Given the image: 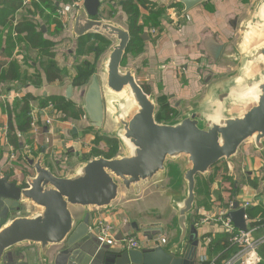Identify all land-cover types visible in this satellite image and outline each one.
Here are the masks:
<instances>
[{"label":"water","instance_id":"water-1","mask_svg":"<svg viewBox=\"0 0 264 264\" xmlns=\"http://www.w3.org/2000/svg\"><path fill=\"white\" fill-rule=\"evenodd\" d=\"M176 1L188 11L202 0ZM99 7V0H82L68 22L70 38L108 42L75 96L85 127L115 141L116 151L110 158L70 159L57 176L47 166L46 146L37 157L20 146L31 174L23 173L20 184L0 174V264H58L77 251L94 257L93 264H196V178L209 183L210 169L224 162L236 185L242 147L245 156L264 161V0H249L227 17L229 42L204 44L203 58L220 73H203L205 87L195 98L169 100L176 115L161 121L154 92H145L136 70L122 64L128 26L121 17L101 18ZM118 209L148 246L108 248L90 234L91 213ZM245 215L236 201L227 213L243 231Z\"/></svg>","mask_w":264,"mask_h":264},{"label":"crops","instance_id":"crops-1","mask_svg":"<svg viewBox=\"0 0 264 264\" xmlns=\"http://www.w3.org/2000/svg\"><path fill=\"white\" fill-rule=\"evenodd\" d=\"M6 1L0 0V12H4ZM49 1L52 0H23L21 7L9 15L4 25H0V65L2 66L0 73L6 72L12 62L18 71V79L11 82L0 81V174L9 175L18 184L21 183L23 173L31 174V170L21 159V148L37 157L46 146L47 166L57 176L62 175V166L67 165L68 160L97 156L90 154V139L97 131L85 127L84 114L75 96L77 88L86 81L80 85L73 82L77 73L74 69L77 67L78 59L83 55L78 57L73 49L65 50L67 43L73 48H78L81 38L86 37L74 40L68 36V22L82 0L53 1L51 3L54 6L53 10ZM148 2L153 4L154 10L161 11L160 18L153 24H146L150 14L148 5L138 6V24L145 25L141 37L144 33H147L148 37L146 40L142 39L141 53L128 56L126 59L124 57L122 64L130 65L136 70L137 82L148 89L147 93L153 91L158 103L160 98H165L166 105L169 100L193 99L204 90L203 73H220L213 63L203 58L204 44L210 38H215L218 42H229L232 36L227 26V17L243 12L249 0H202L188 11H184L183 5L176 0H148ZM122 4L123 0H100L99 16L108 20L121 17L123 23L127 25L126 15L120 8ZM27 21L35 26L43 41L50 43L51 46L46 50L54 54L52 58L43 50L30 45L24 33L21 35L16 33L17 25ZM6 49L8 54H5ZM89 63L93 71L95 62ZM68 64L71 70L67 68ZM51 65H54L61 74V81L47 82L46 71ZM70 85L72 94L67 98L66 90ZM27 95L33 98L28 104V117L31 123V113L37 129H32L29 125L27 133L18 134V147L14 148L8 142V109ZM49 99H57L60 104H71L79 111L78 116L62 120L56 112H52L54 122L50 126L46 125L41 110L51 102ZM172 110L174 114L168 120L176 115V111ZM77 137L83 140L79 151L61 146V143H68ZM245 149L246 147L241 148L242 165L236 185L230 168L224 162L218 163L222 166H219L220 171L217 173L210 169L209 183L198 176L201 182L208 186V192L206 196L197 194V213L192 222L198 234L196 264L200 263L202 257L216 264L223 260L218 261L224 251L220 248L215 249L211 245L214 238L210 235L221 230L213 219L221 211L228 213L235 201L239 208H242L243 203H249L244 209L247 228L256 227L257 237L262 234L259 233L261 225L251 227L250 224L264 215L263 211L261 212L264 208V161L245 156ZM215 174L217 176L213 181ZM228 186L230 193L226 192ZM205 217L209 218V222L197 225ZM99 220L110 223L113 227V236L109 240H103L99 234L94 233L98 228ZM90 225V234L95 239L107 243L108 248L122 247L121 240L128 237L136 238L141 247L149 245L141 234L131 229L130 220L120 209L91 213ZM97 253H99L98 248L95 250V256ZM93 263L94 257L87 260L84 251L79 253L77 251L74 260L67 256L58 261V264Z\"/></svg>","mask_w":264,"mask_h":264},{"label":"trees","instance_id":"trees-1","mask_svg":"<svg viewBox=\"0 0 264 264\" xmlns=\"http://www.w3.org/2000/svg\"><path fill=\"white\" fill-rule=\"evenodd\" d=\"M22 2L23 0H7L5 2V7L3 10L4 12H0L1 13L0 14V25L5 24V22L10 17L9 15L12 12L16 11L17 9H19V7H21L22 5ZM147 2L148 0H136V2L135 0H123V4L120 7L123 13L126 15V22H127V25L129 28V34H130V41L125 51V59L128 56H131V55L135 56L137 54H140L143 48V41L141 38V33L145 25L138 24V20H139L138 6L140 4L148 5L150 14H149V18H147L146 20V24L148 23L153 24L154 22L158 21V19L160 18L161 11L154 10L153 4L149 2L147 3ZM50 8L51 10L54 9L53 4L50 5ZM16 33L18 35H21L22 33H24L30 45H32L34 48H38L48 53L47 51L49 50H46V48L51 46L50 43L42 40L41 35L36 31L35 26L31 24L29 21L18 24L16 27ZM90 39H93L94 41H96L95 42L96 46L93 48H88L86 52L94 53L95 58L98 56L99 53H101L106 48L108 44V42L105 41L100 36H86L84 38H81V40L79 41L80 42L79 46L82 44V48L77 52L78 57H80L81 55L85 53L84 43ZM5 54H8V49H6ZM48 54L50 58L54 56V54L51 52H49ZM84 65L89 66V67L91 66L92 68V65H90L88 62H85ZM1 67L2 66L0 65V68ZM91 68L90 70L84 73L79 72L77 74V77L75 78V80H77L75 81V84L80 85L83 82H85L92 73ZM83 70L84 68L82 69V71ZM17 72L18 71H17L16 65L13 62L10 63L8 70L6 72H2V74L0 73V81L11 82L13 80L18 79ZM46 79H47V82L49 83H53L54 81H61V74H59L58 70L54 68V65H51L50 68H48V70L46 71ZM142 88L145 92L148 91L146 87L143 86ZM32 99L33 98L30 95H27L24 98H22L21 101H16L14 105L8 109L9 110V115H8L9 121H8V131H7L8 142L14 148L18 147V134L23 135L29 131L30 118L28 117V113H29L28 104ZM49 100L52 102L57 101V99H49ZM159 104L161 105V109L156 116V120L161 121V120H168L169 118H171V116L174 114V111L168 105L165 104V98H160ZM16 110H18V112H16ZM53 111L56 112V114L58 115L60 114L59 111H63V114L59 115L62 120H66L69 117L70 118L77 117L79 114V111L75 109L71 104H67L66 108H61V107L56 106L55 110L53 108ZM28 142L31 143V141H28ZM93 142H94L93 143L94 146L90 149V154L92 155H103L105 158H110L117 148L115 141L101 138L99 137L98 134H95V138ZM101 143L108 146L107 152L104 153V152L95 151L94 147ZM212 169L215 171V173L220 171L219 164L212 167ZM216 176L217 175L215 174L213 181L216 179ZM196 179H197V183H196L195 191L197 192L198 195L203 194L204 196H206L205 194L206 192H208V186L205 185L203 182H201V180L198 177ZM226 192L230 193V186L226 188ZM262 211L263 209L261 210V212ZM255 225H258V226L261 225V230L259 231V233L261 234L264 228V215L260 216L259 220H257L256 222L250 224L251 227ZM210 237L214 238L213 242H211L212 247H215V249L220 248L224 251L223 255L220 256L218 261L222 259H223L222 261H224L230 258L236 252V248L231 246L230 243L228 242L229 235L223 232L222 229L219 230L216 234L210 235ZM257 253L260 257L259 264H264V243L259 245V247L257 248Z\"/></svg>","mask_w":264,"mask_h":264},{"label":"built area","instance_id":"built-area-1","mask_svg":"<svg viewBox=\"0 0 264 264\" xmlns=\"http://www.w3.org/2000/svg\"><path fill=\"white\" fill-rule=\"evenodd\" d=\"M41 112L43 113L45 124L52 125L54 122V115L52 114L53 105L51 102L45 106ZM30 117H32V121L30 126L32 129H37L34 118L30 113ZM36 131V130H35ZM249 206L248 202L243 203L242 208L246 209ZM264 214V208H263ZM247 219L245 215V220ZM215 225H219V227L229 235L228 242L231 246L236 248V252L230 258L220 262V264H259L260 257L257 253V248L259 245L264 243V228L262 234L257 237V228H247L246 230H237L230 219L227 217V212L221 211L218 215L213 219ZM209 222V218H203L199 224H205ZM99 235L103 240H109L113 236V227L110 223L99 220L98 222ZM121 246L123 248L138 250L140 248V244L138 240L134 237H128L126 239L121 240ZM199 264H216L214 261H208L205 257L200 259Z\"/></svg>","mask_w":264,"mask_h":264},{"label":"rangeland","instance_id":"rangeland-1","mask_svg":"<svg viewBox=\"0 0 264 264\" xmlns=\"http://www.w3.org/2000/svg\"><path fill=\"white\" fill-rule=\"evenodd\" d=\"M53 1H56V0H52V1H49V2L52 3ZM95 42L96 41H94L93 39H90V40H88V42H85L84 43V51H85V53L83 54L84 57L82 56V58H79L78 59V62L76 64L77 67L75 66L76 68L75 67H72V69L75 68L74 70H76V72H77L75 78L77 77V74L79 72L84 73V72L90 70L91 66L90 67L89 66H85L84 65L85 62H87V61L93 62V63L95 62V60H96L97 57L95 58L94 53H87L86 52V50L88 48H93V47L96 46V43ZM65 46H66V49L65 50H71V49H73L75 51V53L78 52L82 48V44L78 47V49L75 48V47L73 48L72 45L69 44V43H67ZM67 68H69L71 70L70 64H68ZM83 68H84V70L82 71ZM75 78L73 79V82L74 83H75V81H77V80H75ZM128 103L130 104L129 107H131L132 108L131 110L133 111L135 109L133 103H131V102H128ZM51 104L53 105L54 110H55L56 106L57 107H61V108H66V106H67V103L66 104H62V103L60 104V102H57V101L56 102H54V101L52 102L51 101ZM59 113H60L59 115H61V114H63V111H59ZM95 134H98V133H95ZM95 134L93 136H91L92 138L90 139L91 140V143H90L91 146H90V148H92V146H94L93 145V143H94L93 141H94V138H95ZM82 141H83L82 139H80V138L77 137V138H74L73 140L69 141L68 143H64V144L61 143V146H63L64 148H67V149H74L76 151H79L82 148ZM107 147L108 146H106L105 144L101 143V144L95 146L94 148H95V151L96 152H104L105 153L108 150ZM219 166L221 167L222 165L219 164ZM139 244H140V242H139Z\"/></svg>","mask_w":264,"mask_h":264}]
</instances>
